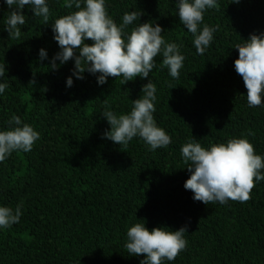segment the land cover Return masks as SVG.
I'll return each mask as SVG.
<instances>
[{
	"label": "trees",
	"instance_id": "16d2710c",
	"mask_svg": "<svg viewBox=\"0 0 264 264\" xmlns=\"http://www.w3.org/2000/svg\"><path fill=\"white\" fill-rule=\"evenodd\" d=\"M46 3L48 23L26 5L21 36L11 39L7 19L16 6L0 0V65L6 67L0 83L7 84L0 93V131L16 127L9 121L18 116L20 126L40 134L31 151H14L0 162V206L13 212L21 207L19 223L0 228V264H141L145 257L125 247L136 223L150 231L187 225L186 249L164 264H264V180L247 202L206 205L184 187L191 173L181 154L188 142L210 149L245 138L264 157V103L248 105L234 67L236 45L264 34V0H217L218 10L207 9L199 28L216 31L203 55L179 20L177 0H105L118 26L126 12L141 11L125 39L140 23L158 24L184 62L173 78L161 53L149 77L126 83L108 77L103 85L99 73L87 70L77 79L74 59L50 67L61 51L51 24L78 9L65 7V0ZM150 80L156 86L154 120L172 143L150 150L138 136L126 147L105 138L111 126L103 113L129 114Z\"/></svg>",
	"mask_w": 264,
	"mask_h": 264
},
{
	"label": "clouds",
	"instance_id": "9594fccd",
	"mask_svg": "<svg viewBox=\"0 0 264 264\" xmlns=\"http://www.w3.org/2000/svg\"><path fill=\"white\" fill-rule=\"evenodd\" d=\"M239 3V0H232ZM9 8L13 5L7 19L6 30L11 39L21 36L19 26L26 24L23 8L31 6L33 15L41 17L45 24L50 17L46 0H5ZM83 3V6H82ZM78 9L54 21L52 30L58 42L60 52L51 61L52 69L61 64L75 60L73 75L83 79V73L98 76V84L103 85L108 77H122L126 82L136 77L147 78L156 67V57L162 53V65L166 66L173 78H179L184 57L175 43H166L160 25L140 23L131 30L125 39V29L142 15L141 11L126 12L123 23L117 25L109 16L105 0H65V7ZM178 16L187 31L194 35V46L198 54L203 55L213 41L215 28L199 25L204 20L207 9H219L217 0H177ZM85 40H91V45ZM238 59L234 67L243 79L247 89V102L250 107H259L264 103V34H251L244 44H237ZM79 50V55H76ZM40 59L47 57L44 49L40 50ZM6 67L0 65V78L5 75ZM34 82V81H33ZM73 80L67 79L71 87ZM7 84L0 83V93ZM143 98L133 101L134 107L129 114L117 117L112 111H105L103 117L111 126L104 137L126 147L134 137H140L150 146V150L166 148L172 143L165 130L158 127L153 113L156 111L153 101L156 99V86L151 80L144 85ZM9 124L17 125L13 129L0 131V162H3L14 151L29 152L40 139L39 132L28 124L21 125L20 117L13 116ZM187 170L191 173L184 187L194 195L195 201L206 205L210 203H227L229 200L241 203L251 199L250 193L256 182L264 180V157L256 154L254 146L245 138H234L227 143L214 144L210 149L198 142H188L181 148ZM21 207L15 212L10 207L0 206V228H9L19 223ZM156 227L151 231L144 224L136 223L127 230L125 247L130 255L145 258L141 264H164L174 261L186 249L185 233L187 225L179 230H166Z\"/></svg>",
	"mask_w": 264,
	"mask_h": 264
}]
</instances>
